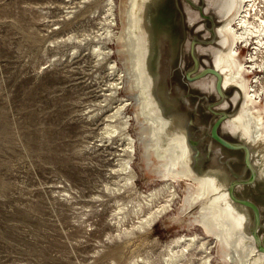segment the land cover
<instances>
[{"label": "rangeland", "instance_id": "1", "mask_svg": "<svg viewBox=\"0 0 264 264\" xmlns=\"http://www.w3.org/2000/svg\"><path fill=\"white\" fill-rule=\"evenodd\" d=\"M213 5L211 0H154L148 8L144 0H0V264H166V247L182 235L206 240L213 246L210 264H223L231 245L215 244L200 223L207 202L185 201L195 184L171 177L167 171L183 165L164 167L168 153L162 159L155 153L147 115L152 107L141 94L152 68L145 60L146 26L158 39L154 95L165 96L167 114L181 117L175 128L190 135L191 168L227 174L232 196L251 213L249 231L264 253V184L252 179L244 149L227 147L213 135L239 144L219 115L236 112L235 91L222 98L218 77L207 70L217 42L212 30L221 24ZM254 16L250 20L257 22ZM240 48L243 61L250 47ZM255 59L261 64L264 56ZM263 72H254L261 78L255 92L264 86ZM115 83L117 91L109 92ZM145 90L151 93L148 85ZM108 123L117 132L101 135ZM125 134L135 141L131 170L123 163ZM166 183L173 185L174 197L159 214L170 200L168 191L147 196ZM202 256L194 247L178 261L200 264ZM253 259L248 264H255Z\"/></svg>", "mask_w": 264, "mask_h": 264}, {"label": "bare ground", "instance_id": "2", "mask_svg": "<svg viewBox=\"0 0 264 264\" xmlns=\"http://www.w3.org/2000/svg\"><path fill=\"white\" fill-rule=\"evenodd\" d=\"M211 1H213L214 4V7L212 8L216 13H218L221 24L217 26L215 31L212 30V35L217 37V42L215 45V51H210L211 67L207 70L215 73V75L218 77L219 80L217 89L219 95L222 98H225L229 92L235 91L232 101L237 104L236 112L232 115H226L223 113H220L219 115L221 119H225L231 132H233V134L237 136L239 144L237 143V145H235L226 142L218 137L215 132L213 133V135L217 141L227 147H240L244 149L246 153V162L252 173V179H257V181H261L264 184V100L262 102V99H260V96L262 98L264 94V86H261L256 92L254 91V89H257V87L259 86L261 80V78H258V76L254 75V72L264 71V60H262L261 64H256L254 62L255 58V60L257 61V54H260L263 49L262 44L264 39V21L257 20V22H253L252 20H250L251 14L250 11H246V0ZM153 2L154 0H144L146 8L151 6ZM109 12L110 16H113L111 10ZM213 26L215 27V24H213ZM132 28L133 34L136 35L137 25H133ZM146 31L147 40L145 60L146 66L151 65L152 67L149 69L150 73L147 79V85L151 88V93L153 92V95L149 92L147 94V91L145 90L147 85L146 87L143 86L141 94L144 98V101H147L152 107V110H150L148 108L149 105L147 106V115H149L150 117L149 121L151 122L150 128L152 138L156 141L155 153L161 159L166 157V153H168L169 164H163L162 166L164 167H167L168 165L174 167L176 166L177 162H180L181 165H183L182 168L175 173H173L171 170H168L167 172L171 177L173 174H175V178L178 175L185 178H190L191 182L195 184V186H193L195 187L194 191L192 193L188 192L189 198L183 200H190L189 202H207L206 206L201 208L202 215L200 218V223L207 231V233L213 235V237L215 238V241L213 242L215 244L217 242L219 244L224 242L227 245H231V250L229 252L225 253L226 251H224V257L226 259H224L223 264H248V258L251 255H255V259H253L255 264H261V262H264V253L259 252L258 239L249 231L251 229V213L246 209L244 203L236 201L230 193L229 177L219 168L210 169L203 174H199L193 168H191L190 161L193 160L195 153L189 142L190 135L185 128L178 130V132L175 128L182 123L181 117H177L172 113L167 114L164 106V103H166L165 96H161L159 93H157L156 96L154 95L153 88L157 86L160 79V76L155 71L158 60L160 58L158 50V39L155 33L151 31L147 26ZM139 40L140 39H138V41ZM140 41H142V39ZM194 43H200V40L195 39ZM240 46L246 48L250 47L247 55L244 56L243 61L239 59L241 49ZM149 59H152L151 64L150 62H148ZM251 59L253 60V63ZM194 61L196 68L197 59L195 56ZM139 64L140 61H138V65ZM247 65H249V67ZM204 72L205 71L201 72L200 74H203ZM249 74H253L251 80L245 78V76ZM254 77L257 82H255ZM144 84H146V82ZM118 86L119 85L115 83L111 88H109L108 91L113 92L117 89ZM122 104L124 103L122 102ZM123 107L124 105L119 106L112 118L120 114V111L123 109ZM141 119L142 122L143 118ZM127 123L128 120H125L123 129L127 128ZM104 127L105 128L101 135H112L117 132V128L110 125V123L105 124ZM171 130L172 132L174 131L173 135L169 134ZM125 136L128 160H126V162L123 161V163H126L125 169H127L128 167V169L131 170V168H129V160L131 159V154H133L135 149V146L133 145L135 141L133 142L132 138L129 135L125 134ZM125 136L123 135V137ZM102 139L103 138L101 137L100 141H102ZM153 155H155L154 152ZM132 177L129 174L128 177L126 176V182H128V184L132 185ZM185 185L187 186L188 184L186 183ZM172 189L173 185L171 183H166L162 188L155 190L154 193L151 192L150 194H148L147 197L151 198L161 193L163 190L168 191L170 200L167 201V205L161 207L159 212L157 211L159 214L163 210H167V208L169 207V203L173 201L172 199L174 197V191H172ZM234 235H238L239 237H237V239L234 238V240ZM241 241L243 244L240 243ZM219 244H217V246ZM237 246L241 247V249ZM194 247L199 248V250L202 252L203 256L200 259V264H210V262H212L211 258L213 257L210 253L213 246L211 244H208V242L204 239H199V237H197L196 235L190 237L182 235L174 239L169 247H166L168 248V259L167 261L164 259L166 261L165 263L180 264L178 260L184 257L185 253H188L189 250ZM240 252H244L245 256H241Z\"/></svg>", "mask_w": 264, "mask_h": 264}, {"label": "built area", "instance_id": "3", "mask_svg": "<svg viewBox=\"0 0 264 264\" xmlns=\"http://www.w3.org/2000/svg\"><path fill=\"white\" fill-rule=\"evenodd\" d=\"M247 10L250 11L251 15H256L259 19V21L264 20V0H246L245 1ZM257 19V18H256ZM264 50V49H263ZM264 56V51L262 53ZM260 54L258 55L257 61H260V59L263 57ZM249 67V65H247Z\"/></svg>", "mask_w": 264, "mask_h": 264}, {"label": "water", "instance_id": "4", "mask_svg": "<svg viewBox=\"0 0 264 264\" xmlns=\"http://www.w3.org/2000/svg\"><path fill=\"white\" fill-rule=\"evenodd\" d=\"M213 133H214V132H213ZM229 191H230V193H231V187H230V190H229Z\"/></svg>", "mask_w": 264, "mask_h": 264}]
</instances>
